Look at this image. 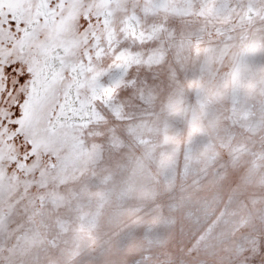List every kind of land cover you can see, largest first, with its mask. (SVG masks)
<instances>
[{"label":"snow or ice","instance_id":"6c2138e0","mask_svg":"<svg viewBox=\"0 0 264 264\" xmlns=\"http://www.w3.org/2000/svg\"><path fill=\"white\" fill-rule=\"evenodd\" d=\"M133 157L173 211L208 162L264 168V0H0V264H264V196L195 241L106 223Z\"/></svg>","mask_w":264,"mask_h":264},{"label":"rangeland","instance_id":"374dc122","mask_svg":"<svg viewBox=\"0 0 264 264\" xmlns=\"http://www.w3.org/2000/svg\"><path fill=\"white\" fill-rule=\"evenodd\" d=\"M190 96L191 93L185 89V103ZM205 132L209 138L216 137V130L211 126L206 127ZM199 159L204 161L203 156ZM144 163L145 167L141 170L133 157L125 166L113 168L108 185L112 194L106 223L110 219L111 227L131 225L130 231L137 240L150 227L163 229L165 221H175L177 229L183 225L190 241H195L213 222L216 223L215 232L225 231L224 220L230 218V213L240 210L242 204L253 196H264V168H256L249 163V158H243L235 169L218 173V159L215 165L211 162L206 164L207 177L195 186L190 184L191 174L187 178H178L176 208L173 211L168 207L167 190L155 182V169L150 174L149 162ZM202 166L205 164H194L193 169L195 171ZM181 188L185 190L181 192ZM197 219L202 222V227L191 235L196 229ZM170 235L175 237L178 233L173 229Z\"/></svg>","mask_w":264,"mask_h":264}]
</instances>
